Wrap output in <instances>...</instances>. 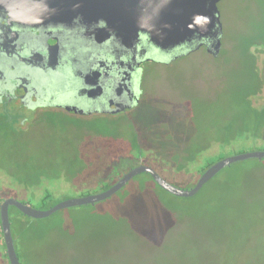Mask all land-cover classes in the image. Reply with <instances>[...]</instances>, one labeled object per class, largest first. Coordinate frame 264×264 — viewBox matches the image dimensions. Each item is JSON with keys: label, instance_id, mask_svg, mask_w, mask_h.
I'll use <instances>...</instances> for the list:
<instances>
[{"label": "rangeland", "instance_id": "obj_1", "mask_svg": "<svg viewBox=\"0 0 264 264\" xmlns=\"http://www.w3.org/2000/svg\"><path fill=\"white\" fill-rule=\"evenodd\" d=\"M218 9L219 55L202 46L170 64H150L152 104L132 124L60 118L14 136L7 133L15 124H3L0 199L25 202V189L37 195L48 190L52 197L44 207L32 203L45 210L101 192V183L110 185L139 164L170 182L166 166L195 169L214 155L264 148L256 140L264 136V0H221ZM231 140L232 150L217 148ZM233 169L232 178L209 182L191 200L169 197L142 173L105 202L46 218L10 207L20 263L264 264V165ZM193 171L175 185L191 187L198 178ZM72 173L85 187H76Z\"/></svg>", "mask_w": 264, "mask_h": 264}, {"label": "flooded vegetation", "instance_id": "obj_2", "mask_svg": "<svg viewBox=\"0 0 264 264\" xmlns=\"http://www.w3.org/2000/svg\"><path fill=\"white\" fill-rule=\"evenodd\" d=\"M104 27L80 18L36 27L10 24L0 11V112L14 116L25 131L60 118L132 124L152 104L148 66L180 60L198 45L163 51L140 34L131 48Z\"/></svg>", "mask_w": 264, "mask_h": 264}, {"label": "water", "instance_id": "obj_3", "mask_svg": "<svg viewBox=\"0 0 264 264\" xmlns=\"http://www.w3.org/2000/svg\"><path fill=\"white\" fill-rule=\"evenodd\" d=\"M221 0H0V11L8 23L27 26L70 23L80 18L85 23L105 24L104 30L112 32L126 46L133 48L139 35L159 50H170L192 41L205 47L212 57L221 50L223 25L218 3ZM136 48V47H135ZM264 159V150L239 152L225 156L205 169L190 188L169 183L154 168L139 164L123 171L105 190L80 197L60 200L45 210L36 209L15 198L0 202V230L9 264H21L11 233L9 208L21 214L42 219L52 214L82 205L104 201L119 192L130 180L147 173L165 192L180 198H190L224 168L240 161Z\"/></svg>", "mask_w": 264, "mask_h": 264}, {"label": "trees", "instance_id": "obj_4", "mask_svg": "<svg viewBox=\"0 0 264 264\" xmlns=\"http://www.w3.org/2000/svg\"><path fill=\"white\" fill-rule=\"evenodd\" d=\"M3 124H15L14 128L10 127L8 129V133H7V136L8 135H19V134H27L29 133V131H25V130H20V128L18 127L17 123H16V119L14 116L10 115V114H7V113H4V112H0V127L3 125ZM133 142L134 143H137V136L134 135L133 136ZM246 140H250V138H247ZM257 142H260L262 144H264V136H258L256 138ZM236 145V141L234 140H231L230 142H227V141H220L217 145V148L219 150H221L222 152H228V150H232L234 148V146ZM260 150H264V148H261ZM235 153H239V152H236V151H229L228 153H225L224 155H221V156H215L212 158V159H207L203 164L199 165L197 168L195 169H191V168H188V167H182L180 165H177V166H174L173 168L171 167H167L166 166V174H168V177H169V180L171 184L175 185V182H177L179 180V176H182V175H188L190 172H193L196 173L199 177V175L205 170L207 169L212 163H214L215 161L225 157V156H228V155H232V154H235ZM264 162V159H261V160H258V159H249V160H245V161H240V162H236L226 168H224L222 171H220L213 179H211L209 182L213 181V180H224V179H230L232 178L231 175H232V170H234L233 168H235L236 166L238 165H244V166H247L249 164H252L253 167H257V168H262V165ZM147 174V173H146ZM149 177L150 175L147 174ZM163 177V176H162ZM70 178L73 179V183L76 185V187L79 188V185L77 184H81V181L79 179L78 181V176H77V173H72L70 175ZM76 178V181L75 179ZM151 178V177H150ZM164 178V177H163ZM152 179V178H151ZM165 180H167L166 178H164ZM168 181V180H167ZM80 182V183H79ZM208 182V183H209ZM207 183V184H208ZM101 188L100 190L103 191L105 190L109 184L108 183H101ZM205 184L201 190L196 194L194 195L193 197H190V198H180V197H175L169 193L166 192V194H168L169 197L175 199V200H180V201H185V200H191L193 198H195L196 196L199 195V193L202 191V189L207 185ZM187 183H184L183 186H180L181 188H190V187H187ZM176 186V185H175ZM80 187H85V184H81ZM33 188H29V189H25V196H26V199L27 201L23 202V203H26V204H29L33 207L32 203L33 202H36V204H39L41 206H45L46 205V202L49 200L50 197H52V194L46 190L43 194L41 195H37V194H34L33 191H32ZM164 191V190H163ZM165 192V191H164ZM87 194H91L90 192H87L85 194H82V195H87ZM2 201V199H0V202ZM106 201V200H105ZM104 201V202H105ZM103 202V201H102ZM16 209V208H15ZM176 211V210H175ZM178 211V210H177ZM20 213V212H19ZM21 214V213H20ZM23 215V214H22ZM13 221V222H12ZM14 221L15 219H11L10 218V222H12V224H14ZM0 252H1V260H0V264H9L8 263V259H7V256H6V253H5V246H4V243H3V239H2V234H1V231H0ZM2 259L5 260L3 261L2 263Z\"/></svg>", "mask_w": 264, "mask_h": 264}]
</instances>
